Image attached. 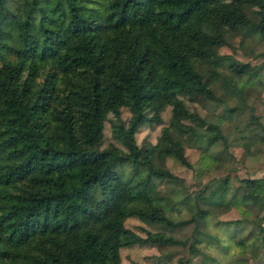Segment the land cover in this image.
<instances>
[{
  "label": "trees",
  "instance_id": "1",
  "mask_svg": "<svg viewBox=\"0 0 264 264\" xmlns=\"http://www.w3.org/2000/svg\"><path fill=\"white\" fill-rule=\"evenodd\" d=\"M225 30L264 41V0H0V264H119L124 234L185 248L177 264L215 263L200 243L215 240L205 226L218 210L264 219V174L224 176L204 193L186 191L164 164L187 167L184 145L227 148L221 128L205 133L212 123L187 105L219 101L211 84L237 62L217 51ZM167 106L155 142L138 145V126L159 123ZM108 114L122 149L97 148ZM181 208L186 218L172 216ZM127 217L155 228L140 236ZM215 221L234 226L228 241L243 229ZM184 226L188 236L173 234Z\"/></svg>",
  "mask_w": 264,
  "mask_h": 264
},
{
  "label": "rangeland",
  "instance_id": "2",
  "mask_svg": "<svg viewBox=\"0 0 264 264\" xmlns=\"http://www.w3.org/2000/svg\"><path fill=\"white\" fill-rule=\"evenodd\" d=\"M217 51L237 61L232 68L221 69L223 79L211 84L212 91L219 101L201 99L187 102V105L191 111L215 124V127L212 124L204 126L205 133L214 134L217 128H221L228 144L226 150L222 149L220 143L209 145L205 149L184 145V155L189 163L187 167L171 158H166L165 166L186 191L202 188V191L206 193L210 187L217 184L219 178L224 176L235 184L238 178L259 177L264 174V140L258 139V136L264 132V41L254 37L240 41L239 35L225 30V43ZM258 67L260 69L257 73ZM231 107L233 108L231 113L227 112V109ZM249 113L257 117L258 124L249 119ZM110 116L108 114L103 123V137L97 145L98 149L108 143L122 149L111 137L108 120ZM127 116L126 109L120 108V117L126 119ZM168 116L169 107L167 106L160 112L159 123L139 125L134 133L135 142L138 145L143 141L155 142L159 129L166 123ZM126 172L128 173L129 169L126 168ZM139 174L135 176L131 174L132 179H136ZM171 183H169L170 186H177L176 182ZM163 186L164 184L160 188ZM218 195L221 198L223 193L219 191ZM171 214L174 217L186 218L189 212L186 208H181L178 213L171 212ZM260 216V223L264 229L262 210L251 209L246 213L241 207L218 210L214 218L209 219L205 226V231L215 237V240L207 242L204 239L200 243L205 257L212 256L215 260V263L208 260L209 264H264L262 262L264 245L260 244L261 233L256 224ZM215 219L239 222L243 228L240 232L244 237L242 242L239 244L234 242L240 237L238 233L234 234V240L228 241L226 236L231 234L234 226L220 224ZM124 225L140 236H144V230L152 231L155 228L154 225L145 224L135 217H127ZM189 232L190 226H184L173 234L183 238L188 236ZM262 236L264 237V231ZM130 239L131 237L127 234L120 237L122 245L119 248V264H177V257L189 256L187 250L179 246L158 249L149 244H128ZM169 251H171L170 257L165 260L162 255ZM200 261L201 258L195 256L191 264H200Z\"/></svg>",
  "mask_w": 264,
  "mask_h": 264
}]
</instances>
